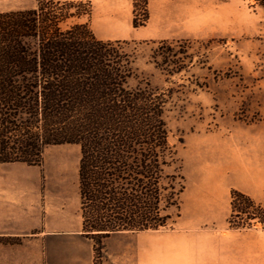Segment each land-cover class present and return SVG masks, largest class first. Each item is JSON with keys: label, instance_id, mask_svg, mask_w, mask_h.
I'll list each match as a JSON object with an SVG mask.
<instances>
[{"label": "trees", "instance_id": "16d2710c", "mask_svg": "<svg viewBox=\"0 0 264 264\" xmlns=\"http://www.w3.org/2000/svg\"><path fill=\"white\" fill-rule=\"evenodd\" d=\"M142 3L134 27L150 19L149 0ZM74 7L38 0L0 12V162L41 165L48 147L79 145L83 233L101 251L114 233L166 227L185 179L181 164L167 172L178 160L165 119L172 92L142 80L130 87L137 68L121 47L130 41L101 39L88 22L70 23L84 14ZM146 43L153 46L150 61L168 78L188 72V40ZM231 196L232 228L250 227L231 219L247 208L264 213L242 191Z\"/></svg>", "mask_w": 264, "mask_h": 264}, {"label": "rangeland", "instance_id": "374dc122", "mask_svg": "<svg viewBox=\"0 0 264 264\" xmlns=\"http://www.w3.org/2000/svg\"><path fill=\"white\" fill-rule=\"evenodd\" d=\"M134 2L75 0L71 11L84 14L70 23L88 22L98 38L130 41L121 45L137 68L130 87L142 80L172 92L165 119L178 160L167 172L175 173L181 164L185 189L179 206L167 210L172 217L169 224L158 230L223 234L228 238V264L239 254L264 264V223L259 219L264 213L247 208L231 219L250 227L230 226L231 191L237 188L227 187L225 208L214 214V222H186L197 215L192 208L195 201H209L206 194L216 187L213 175L222 165L230 162L233 170L243 174L264 161V0H149L150 19L139 27H134L133 16L136 10L142 17L143 3L137 0L135 9ZM37 4L38 0H0V12ZM161 39L189 41L193 59L188 72L168 78L150 61L153 46L146 41ZM80 157L79 145H54L45 150L42 164L34 165L41 171L46 215L54 221L65 214L80 219ZM152 231L156 230L128 232L123 237L133 244L139 233ZM208 245L204 242L205 256L218 258ZM105 256L104 246L95 250V264H103Z\"/></svg>", "mask_w": 264, "mask_h": 264}, {"label": "crops", "instance_id": "0c3cea01", "mask_svg": "<svg viewBox=\"0 0 264 264\" xmlns=\"http://www.w3.org/2000/svg\"><path fill=\"white\" fill-rule=\"evenodd\" d=\"M222 167L213 175L216 187L207 192L209 201L193 203L197 215L186 220L190 225L214 222V214L221 206L225 208L228 186L264 205V161L257 169H246L243 174L233 170L230 162ZM40 178L41 171L34 165L0 162V238L3 239L0 241V264H95L94 241L83 233L82 216L74 220L65 214L59 221L47 216ZM127 234L114 233L104 239L103 264H228V238L223 234L198 233L192 229L156 230L144 232L143 236L139 233L133 244L126 243L123 236ZM204 242L213 247L218 258L205 256L208 249ZM229 262L256 264L244 259L242 254Z\"/></svg>", "mask_w": 264, "mask_h": 264}]
</instances>
